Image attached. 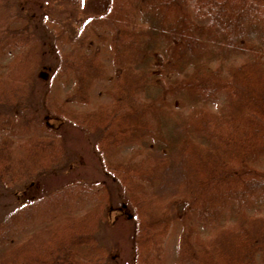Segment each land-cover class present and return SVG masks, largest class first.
I'll use <instances>...</instances> for the list:
<instances>
[{
  "label": "trees",
  "instance_id": "obj_1",
  "mask_svg": "<svg viewBox=\"0 0 264 264\" xmlns=\"http://www.w3.org/2000/svg\"><path fill=\"white\" fill-rule=\"evenodd\" d=\"M54 23L0 0V183L61 161L62 133L23 104L50 40L58 62L45 60L56 67L43 105L98 134L103 172L131 212V264H264V0H104L72 35ZM123 144L140 156L116 159ZM40 187L0 215V264H113L97 239L113 208L107 184Z\"/></svg>",
  "mask_w": 264,
  "mask_h": 264
},
{
  "label": "rangeland",
  "instance_id": "obj_2",
  "mask_svg": "<svg viewBox=\"0 0 264 264\" xmlns=\"http://www.w3.org/2000/svg\"><path fill=\"white\" fill-rule=\"evenodd\" d=\"M14 2L18 14H24V16L27 15L30 18L33 17L41 24H44V22L49 23L51 20H54L56 21L54 24L67 29L70 35L78 31L82 21H84L88 15L94 12H100L104 7V0H14ZM38 36L39 38L42 37L37 33L35 38L38 39ZM47 46L51 49H48ZM42 49L44 50L43 54L45 53L44 59L49 61V59H51L49 58L50 55L55 60V64H57L58 53L52 41L49 40L47 45H44ZM17 51L18 49L11 48L5 54L1 60V62L4 63L2 67L13 59ZM107 55L105 49L103 58L107 62V67L110 68L111 66ZM45 60L44 64L39 65L35 72V78L31 82L32 93L23 104L35 110L40 119L50 121L53 128L59 129L64 137V152L61 154V161L58 166L53 167V169L45 173V175L39 179L38 177L40 176L37 175L35 178L29 179L23 183L17 184V182H14L11 186H5L0 183V215H3L14 206L27 201V199L37 196L41 193L40 185L43 186L45 190H53L71 181L90 183L95 181L105 182L108 186L107 190H110L109 204L111 201L113 208L108 212L107 219L98 232L97 239L107 246L113 254L111 263L131 264L132 261H134L133 242L131 240L133 229L132 226L124 220V216H121L123 213H131L130 209H128V206L126 208L127 210L122 208L124 197L118 198V190L115 189L111 180L103 172L102 165L100 164V157L95 148L98 134L91 133L73 123L71 124L75 126L67 125L70 123L53 116L51 111L44 107L43 99H41V92L47 87L48 80L46 79L56 67L55 65L50 67L45 63ZM230 62H234V59L224 62V66H227ZM235 62L238 61L235 60ZM66 90L67 88H64L61 91L62 96ZM33 91H35V94ZM97 91L98 89L96 87L93 102L97 98ZM38 95L41 100H38ZM5 108L8 109L9 107L6 106ZM83 108H86V106L78 107V109ZM140 154L138 145L123 144L117 149L116 159L122 162H128L137 159ZM177 238L178 229L175 230V228H172L165 237L164 249L167 261L170 260V257H172L176 251Z\"/></svg>",
  "mask_w": 264,
  "mask_h": 264
}]
</instances>
